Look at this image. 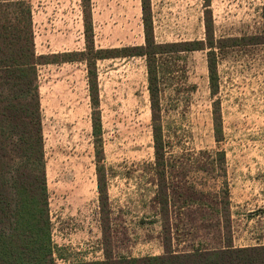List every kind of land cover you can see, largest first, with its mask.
<instances>
[{"label":"rangeland","instance_id":"374dc122","mask_svg":"<svg viewBox=\"0 0 264 264\" xmlns=\"http://www.w3.org/2000/svg\"><path fill=\"white\" fill-rule=\"evenodd\" d=\"M38 54L85 48L82 0H30ZM97 47L144 43L141 0H91ZM158 41L205 37L206 0H151ZM217 38L251 35L263 26L264 0H210ZM162 75V115L170 165L204 192L228 187L235 244L264 243V46L239 44L218 54L219 92L210 91L203 50L169 59ZM43 134L57 262L104 258L91 101L85 62L38 66ZM105 164L114 253L164 252L153 201L154 147L148 73L142 56L98 61ZM219 98L224 139L214 137L213 101ZM224 149V166L208 151ZM225 167V169H224ZM181 176V177H180ZM207 204L172 205L180 225L177 249L198 240L187 219L198 221ZM173 219V220H174ZM207 240L213 245V229Z\"/></svg>","mask_w":264,"mask_h":264},{"label":"trees","instance_id":"16d2710c","mask_svg":"<svg viewBox=\"0 0 264 264\" xmlns=\"http://www.w3.org/2000/svg\"><path fill=\"white\" fill-rule=\"evenodd\" d=\"M144 43L121 47H97L92 1L82 0L85 48L49 54H38L35 44L33 9L30 0H0V264H264V243L238 246L234 243L228 187L204 192L170 165L168 140L162 115V75L169 59L182 53L203 50L207 55L211 95L219 92L218 54L225 47L239 44L264 46L263 26L260 32L217 38L210 0H206L205 37L195 40L158 41L155 36L151 0H141ZM142 56L146 60L154 147L153 201L160 222L164 252L131 256L114 253L112 209L108 192V170L105 164L104 129L100 108L98 61L106 58ZM82 61L86 64L92 106L99 206L102 222L104 258L57 262L52 238L50 195L47 183L45 142L43 134L38 66L45 63ZM214 137L224 139V125L219 98L213 101ZM211 164L224 166L226 151L207 152ZM225 169V167H224ZM181 177V176H180ZM212 195V220L202 215L191 217L186 226L189 234L205 229L198 240L180 250V225L173 218L172 205L182 208L205 205ZM174 219V220H173ZM213 229V245L206 231Z\"/></svg>","mask_w":264,"mask_h":264},{"label":"crops","instance_id":"0c3cea01","mask_svg":"<svg viewBox=\"0 0 264 264\" xmlns=\"http://www.w3.org/2000/svg\"><path fill=\"white\" fill-rule=\"evenodd\" d=\"M238 246H245V245H248V244H236Z\"/></svg>","mask_w":264,"mask_h":264}]
</instances>
